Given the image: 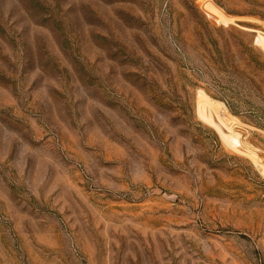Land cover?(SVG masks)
Returning a JSON list of instances; mask_svg holds the SVG:
<instances>
[{
	"label": "rangeland",
	"instance_id": "rangeland-1",
	"mask_svg": "<svg viewBox=\"0 0 264 264\" xmlns=\"http://www.w3.org/2000/svg\"><path fill=\"white\" fill-rule=\"evenodd\" d=\"M260 35L264 0H0V264H264Z\"/></svg>",
	"mask_w": 264,
	"mask_h": 264
},
{
	"label": "bare ground",
	"instance_id": "bare-ground-1",
	"mask_svg": "<svg viewBox=\"0 0 264 264\" xmlns=\"http://www.w3.org/2000/svg\"><path fill=\"white\" fill-rule=\"evenodd\" d=\"M263 47H264V37H262L261 35L258 37V41ZM202 102V101H201ZM203 103V102H202ZM205 103V102H204ZM207 104H210V103H207ZM206 105V104H205ZM211 106V105H209ZM208 106V107H209Z\"/></svg>",
	"mask_w": 264,
	"mask_h": 264
}]
</instances>
